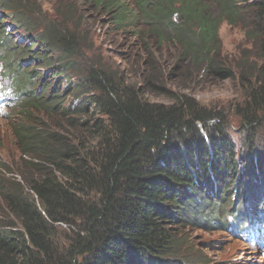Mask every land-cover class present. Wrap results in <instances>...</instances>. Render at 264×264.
Listing matches in <instances>:
<instances>
[{"label": "trees", "instance_id": "trees-1", "mask_svg": "<svg viewBox=\"0 0 264 264\" xmlns=\"http://www.w3.org/2000/svg\"><path fill=\"white\" fill-rule=\"evenodd\" d=\"M79 1L105 15L115 32L133 34L153 61L170 44L183 63L227 77L233 74L223 67L219 29L223 22L242 29L252 46L236 65L246 91L236 111L243 146L236 148L222 112L180 85V92L166 88L155 69L136 84L110 65L87 63ZM40 2L0 0V77L23 120L11 125L14 139L36 171L0 188L7 210L0 264H191L182 255L185 229L240 237L264 207L257 144L264 124V0H56L60 20L41 14ZM33 114L62 115L71 128L91 119L75 144L30 121Z\"/></svg>", "mask_w": 264, "mask_h": 264}, {"label": "rangeland", "instance_id": "rangeland-1", "mask_svg": "<svg viewBox=\"0 0 264 264\" xmlns=\"http://www.w3.org/2000/svg\"><path fill=\"white\" fill-rule=\"evenodd\" d=\"M53 1L48 3L42 0L37 5L39 10L41 8V14H47L49 18L60 20L58 15H60L61 9L57 7L56 0ZM70 1L73 3L76 0ZM251 1L253 0H241V3ZM77 5L82 16L80 30L86 36V47L82 46L84 48L81 53L87 63L100 61L110 65L131 76L130 81L136 84L143 82V74L147 75L155 69V74L158 77L162 76L160 82L166 88L180 92L178 87L180 85L183 92L194 96L202 105L222 112L227 118L228 133L236 148L240 149L243 146L244 126L242 119L236 115V111L237 107L243 103L246 91L240 79L241 70L236 65L241 61L245 52L251 50L252 46L242 29L232 28L225 22L219 29L223 67L227 71L230 69L233 74V76L227 77L225 74H215L205 71L204 68L201 71L183 63L179 52L177 53L170 44L165 45L163 47H166L165 51L159 53V58L153 61L150 56L144 53L142 44L133 34L125 33L127 31L115 32L109 28L106 25L108 18L99 14L90 4H83L79 1ZM218 15L219 12L216 11V16ZM20 35L22 33L15 31L13 33L14 40L20 39ZM156 46V41L153 40V48ZM39 73L41 77L47 76V72L44 70H40ZM70 99L71 97H68V101ZM150 99L166 102V97L160 95H150ZM33 115L30 121L38 123L41 128L51 130L75 144H79L81 136L84 135L81 130L82 122L91 119L90 117L80 118L76 123L77 127L71 128L69 119L62 115H54L51 119L48 116ZM21 121H23L22 116L11 107L0 114V188L7 185V179L13 180L12 177H18L20 180L21 173L29 175L36 173L35 169L30 167L29 162L22 158L13 136L12 123ZM257 144L264 159V124L258 131ZM5 210L6 207L0 195V221H5L7 218V210ZM240 210L242 211V209ZM11 220H14L13 217ZM227 221L230 222L231 218L228 217ZM59 231L61 238L69 235L66 226H62ZM184 234L188 243L183 249L182 255L187 259V263L193 264L199 259L203 260L205 264H264L261 250L249 246L243 238L233 236L229 232L208 231L197 225L185 229Z\"/></svg>", "mask_w": 264, "mask_h": 264}, {"label": "water", "instance_id": "water-1", "mask_svg": "<svg viewBox=\"0 0 264 264\" xmlns=\"http://www.w3.org/2000/svg\"><path fill=\"white\" fill-rule=\"evenodd\" d=\"M176 20H177V22H181L183 20V18L181 16H177Z\"/></svg>", "mask_w": 264, "mask_h": 264}]
</instances>
